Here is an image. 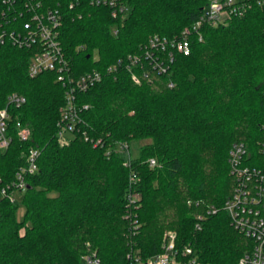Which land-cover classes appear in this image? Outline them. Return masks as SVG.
I'll return each instance as SVG.
<instances>
[{"label": "trees", "instance_id": "16d2710c", "mask_svg": "<svg viewBox=\"0 0 264 264\" xmlns=\"http://www.w3.org/2000/svg\"><path fill=\"white\" fill-rule=\"evenodd\" d=\"M123 2L124 14L114 18L109 6L90 0H42L60 12L73 75L140 53L155 34L178 36L205 6V0ZM200 31L202 39L191 36L189 54L176 53L166 72L145 65L139 82L127 68L104 73L78 95L81 121L65 143L57 137L65 87L56 73L30 77V50L0 46V108L12 92L26 98L11 108L2 182L29 150L39 152L22 218L17 203L0 199V264H84L87 254L98 264H131L130 252L143 260L159 254L165 232L202 264H237L252 248L223 203L234 183L227 162L233 142H245L264 166V9ZM134 140L145 141L136 155L116 149L117 141Z\"/></svg>", "mask_w": 264, "mask_h": 264}, {"label": "built area", "instance_id": "2783aa9c", "mask_svg": "<svg viewBox=\"0 0 264 264\" xmlns=\"http://www.w3.org/2000/svg\"><path fill=\"white\" fill-rule=\"evenodd\" d=\"M90 4L109 6L114 18L126 10L123 0H90ZM255 6L264 9V0H205L199 17L178 36L169 38L155 34L140 53L118 59L104 70L92 68L73 75L60 41L59 10L43 7L42 0H0V46L12 45L30 50L32 54L27 67L30 77L46 71L56 73V80L65 87V103L57 121V137L65 143L68 141L65 134L73 135L81 121L79 114L82 108L77 102L78 95L101 81L104 73L127 68L133 80L139 82L140 72L145 65L153 71L166 72L176 53L189 54L191 36L202 39L200 30L203 25L225 24L230 17H241ZM169 86L172 87V83ZM25 101L24 95L12 92L0 108V150L7 149L12 141L11 108H18ZM18 134L24 139L28 131L22 127ZM91 142L97 146L101 144V139H91ZM128 148L127 142H116L117 150L127 151ZM38 155L36 149L29 150L25 154V163L16 169L11 180L2 182L0 177V199L16 203L15 193L25 191L28 187L27 178L38 171ZM148 162L150 166L156 164L154 159ZM227 162L234 183L230 195L223 203V210L232 227L253 242L252 248L239 257L237 264H264V166L253 160L243 141L231 144ZM135 195L129 188L128 199H133ZM209 212L215 213L216 209L212 207ZM196 226L199 228L198 224ZM175 240L174 232H166L159 254L143 260L130 252L128 258L131 264H202L191 247L178 249ZM84 264H98V259L93 254H87L84 256Z\"/></svg>", "mask_w": 264, "mask_h": 264}, {"label": "rangeland", "instance_id": "374dc122", "mask_svg": "<svg viewBox=\"0 0 264 264\" xmlns=\"http://www.w3.org/2000/svg\"><path fill=\"white\" fill-rule=\"evenodd\" d=\"M65 137L70 139L72 137L71 134H65ZM145 141L144 140H134L130 143L129 146V152L131 155H136L138 153V149L140 147L141 144H143ZM24 194L25 191H18L15 193V199H16V203H17V210H16V217L18 219H21L23 216V212H24V206H23V198H24ZM166 233V232H165ZM164 233V234H165Z\"/></svg>", "mask_w": 264, "mask_h": 264}]
</instances>
